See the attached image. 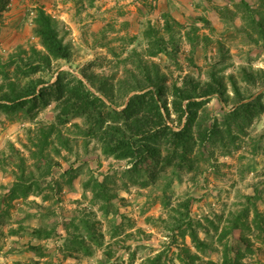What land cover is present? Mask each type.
<instances>
[{"label":"rangeland","instance_id":"1","mask_svg":"<svg viewBox=\"0 0 264 264\" xmlns=\"http://www.w3.org/2000/svg\"><path fill=\"white\" fill-rule=\"evenodd\" d=\"M246 1L256 19L264 18V0ZM40 8L57 20L59 36L71 54L69 59L51 58L49 65L25 75L16 66L38 57L32 48L47 53L34 21ZM164 13L176 25L177 52L149 57L145 32L151 27L161 29ZM251 17L241 0H0V94L8 91L10 79L21 84L32 77L44 79L39 88L58 76L65 83L63 96L49 90L53 95L45 104L42 100L37 106L27 103L25 110L11 112L0 107V264H140L159 254L160 264H181L178 247L184 244L201 259L221 263L223 243L246 252L244 264H264V234L257 238L252 223L250 230L230 228L223 240L218 239L234 211L250 207L249 221L254 208L264 214V85L247 86L239 70L240 65L264 68V37ZM193 24L200 27L196 46L187 36ZM204 35L211 43H205ZM215 39H221V51ZM140 57L158 63L166 76L164 97L169 102L173 83L180 85L186 73L205 80L211 70L220 75L234 72L242 93H249L246 86L254 93L250 99L257 100L256 114L235 112L236 98L222 102L210 96L201 109H206L207 123L222 132L207 139V160L200 162L199 171L183 170L179 178L167 167L163 178L135 183L132 163L105 153L97 137L86 134L90 125L75 112L65 117L66 126L61 125L64 133L70 128L71 147L44 153L54 158L50 169L44 154L30 156L31 131L36 135L40 129L43 136V129L56 123L68 86L78 80L104 100L96 125L100 130L112 124L111 107L121 112L131 95L153 88L142 80L138 85L144 88L126 92L133 85L127 80L143 77L137 67ZM184 119L181 123L172 113L169 124L178 130ZM239 125L244 128L238 133ZM255 141L259 149L253 152ZM167 178H172L169 187H165ZM18 181L32 191L25 198L11 199ZM97 182L105 183L106 197L94 196ZM187 197L192 199L190 218L182 230L188 233L181 236V230H176L174 240L165 220H174L178 215L174 207ZM192 230L209 245L197 248ZM243 233L250 250L241 241Z\"/></svg>","mask_w":264,"mask_h":264},{"label":"trees","instance_id":"2","mask_svg":"<svg viewBox=\"0 0 264 264\" xmlns=\"http://www.w3.org/2000/svg\"><path fill=\"white\" fill-rule=\"evenodd\" d=\"M241 2L242 5L246 6L248 13L252 16L253 22L264 37V18L262 17L260 20L256 19L254 17V9L250 7L249 3L246 0H241ZM169 17L171 16L168 13L163 14L164 25L161 29L151 27L146 30L147 56L154 57L164 52H169L173 55L177 52L178 40L174 36L176 25L171 23ZM34 21L37 34L47 53L35 47L32 48V51L38 57L36 59L32 57L25 64L20 63L16 66L25 75L37 72L39 68L49 65L51 58L69 59L71 54L69 45L59 36L57 20L52 15L40 8ZM199 28L198 25L193 24L191 32L187 31L188 40L191 45L196 46L198 43L197 39L199 41L201 38V35L196 33ZM165 33H169L170 36L165 38ZM202 38L205 43H211L212 41L207 35H204ZM214 41L216 42L218 51H221V39H215ZM148 61H143L140 57L137 67L143 77L142 79L135 78L133 81L127 80L125 83L131 84L133 82V85L126 92L129 94L130 91L144 88L143 84L138 85L142 80L154 87L150 89L147 87L148 90L144 88L140 92L131 95L121 112L111 107L108 114L113 121L110 120V124H112L107 129L100 130L96 126L99 123L102 111L104 112V100L88 90L81 79L78 80L77 85L68 86L69 92L62 100L63 104L61 111L57 114L56 123L47 126L49 130L42 128L44 130L43 136L40 135V129L34 133L36 135H33L31 131L30 136H28L32 145L29 147L30 156L38 157L47 151L50 153L52 150H58L57 152L60 153L59 149L62 148L61 146L70 148L72 138L67 132L70 128H66L64 133L61 125L66 126L67 120L65 117L69 115L68 113L75 112L85 119L84 122L86 124L90 125V130L88 127L86 134L97 137L105 153L114 156L118 160L127 159L132 163L130 171L135 174H132V179L135 183H139L141 179L145 182L146 180L163 178L166 176L167 167H171L172 174L179 178L183 170L193 171L197 169L199 171L200 162L207 160L205 158V150L208 149L206 145L207 139L213 137L216 132H222L221 129L217 130L216 128L215 130L214 127L207 123L205 119L206 109H201L210 96L216 95L222 102L236 98L234 101V103H237L235 112L243 110L250 117L256 114V108L253 107H257V100L255 98L250 99L254 93L250 92L247 86L264 85V68H254L252 65H240L239 70L242 74V79L247 84L246 91H249L247 94L242 93L240 81L234 72L220 75L217 73L218 70H211L208 73L209 77L205 80L199 79L191 73H186L180 85L173 83L170 91L171 100L169 102L167 97H164L166 93H164L163 82L166 76L160 71L157 62L151 61L148 63ZM226 66L225 64L223 68H226ZM225 78H227L228 82L225 81ZM45 83L44 79H34V77L24 84L10 79L7 83L8 91H3L0 94V107L10 112L25 110V104L27 103L37 106L36 102L42 100L45 104L53 93L63 96L65 83L61 76H58L55 82L39 88L40 84ZM227 83L231 84L233 95H230ZM49 90H52L53 93ZM203 97L206 98L199 100V98ZM246 99L250 100L246 101ZM169 103L171 108L169 107ZM200 109L203 111L201 112ZM172 113L176 114L177 120L181 123L183 122V118H185L182 127L178 130L169 124V121L172 119ZM227 118L226 123L229 121H227ZM104 121L105 117L100 120V124ZM74 126L79 127L80 125L79 123H74ZM226 126L227 132L232 134L233 129L231 126ZM239 127L238 133L243 131L244 126L239 125ZM39 137L40 139L38 140ZM258 149V143L255 141L252 145V151L255 152ZM42 158L46 160V165L50 169L54 160L53 156L44 154ZM23 159L24 157H22ZM164 181L165 187H169L172 183V178H167ZM92 190L95 197L99 195L106 197L104 194L106 193L105 183L97 182ZM255 190L259 192L257 186H255ZM31 191L32 188L30 186L18 181L11 189L10 198H25ZM191 200L190 197H187L178 206L174 207L178 215L173 216V221L169 222L168 219L165 220L167 229L172 232L174 240H177V235H173V232L176 230H181V236H185L188 233L186 229L182 230V228L186 222H189ZM251 200L252 197L250 195L247 196V201ZM249 213L250 207L248 206L231 213L228 218V224L218 234V239L223 240L228 235L230 228L234 229L238 226H243L245 229L250 230L251 223L253 224V228L258 231L257 238H262L264 234V214L259 209L254 208L253 219L249 221ZM213 225L215 229H218V225L215 223ZM190 236L195 246L199 249L209 245V242L201 239L194 230L190 232ZM241 241L246 243L247 250H250V241L244 233L242 234ZM223 244V259L221 263L211 258L201 259L200 254L192 252L186 244L179 245L178 260L181 264H196V262L199 264H244L242 258L246 256V252L242 251L239 247H229L228 243ZM161 258L162 254H159L152 258L149 257L140 264H160Z\"/></svg>","mask_w":264,"mask_h":264},{"label":"crops","instance_id":"3","mask_svg":"<svg viewBox=\"0 0 264 264\" xmlns=\"http://www.w3.org/2000/svg\"><path fill=\"white\" fill-rule=\"evenodd\" d=\"M6 28V27H5Z\"/></svg>","mask_w":264,"mask_h":264}]
</instances>
